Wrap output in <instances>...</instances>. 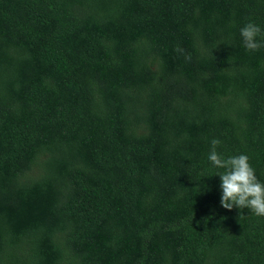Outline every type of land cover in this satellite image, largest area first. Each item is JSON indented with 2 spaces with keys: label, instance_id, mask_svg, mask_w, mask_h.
<instances>
[{
  "label": "trees",
  "instance_id": "obj_1",
  "mask_svg": "<svg viewBox=\"0 0 264 264\" xmlns=\"http://www.w3.org/2000/svg\"><path fill=\"white\" fill-rule=\"evenodd\" d=\"M264 0H0V264H264ZM242 215V216H241Z\"/></svg>",
  "mask_w": 264,
  "mask_h": 264
},
{
  "label": "clouds",
  "instance_id": "obj_2",
  "mask_svg": "<svg viewBox=\"0 0 264 264\" xmlns=\"http://www.w3.org/2000/svg\"><path fill=\"white\" fill-rule=\"evenodd\" d=\"M240 35L247 50L256 51L264 47V43L257 39L261 35V28L255 23H247L241 28ZM220 143L218 139L211 141L208 159L216 168L225 170L218 174L222 190L221 206L229 211L233 208L248 209L256 216L264 217V182L257 178L247 155L224 158L218 154L216 149Z\"/></svg>",
  "mask_w": 264,
  "mask_h": 264
}]
</instances>
